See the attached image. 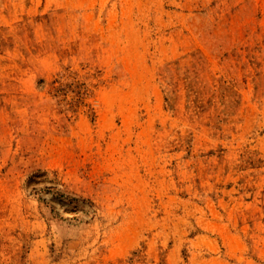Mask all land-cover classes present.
Returning a JSON list of instances; mask_svg holds the SVG:
<instances>
[{
	"label": "rangeland",
	"instance_id": "obj_1",
	"mask_svg": "<svg viewBox=\"0 0 264 264\" xmlns=\"http://www.w3.org/2000/svg\"><path fill=\"white\" fill-rule=\"evenodd\" d=\"M0 264H264V0H0Z\"/></svg>",
	"mask_w": 264,
	"mask_h": 264
}]
</instances>
